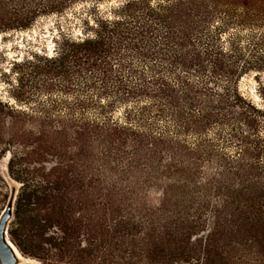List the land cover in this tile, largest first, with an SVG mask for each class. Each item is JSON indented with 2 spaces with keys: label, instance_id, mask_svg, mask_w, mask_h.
Here are the masks:
<instances>
[{
  "label": "trees",
  "instance_id": "trees-1",
  "mask_svg": "<svg viewBox=\"0 0 264 264\" xmlns=\"http://www.w3.org/2000/svg\"><path fill=\"white\" fill-rule=\"evenodd\" d=\"M107 0H0V32ZM17 63L1 162L28 264H264V0H126ZM264 104V82L259 85ZM45 95V100L42 96Z\"/></svg>",
  "mask_w": 264,
  "mask_h": 264
},
{
  "label": "rangeland",
  "instance_id": "rangeland-1",
  "mask_svg": "<svg viewBox=\"0 0 264 264\" xmlns=\"http://www.w3.org/2000/svg\"><path fill=\"white\" fill-rule=\"evenodd\" d=\"M125 1L107 0L101 3H79L62 14L42 15L30 29L0 32V99L19 108L21 106L26 108V106L17 104L12 97V89L17 80L14 65L36 60V57L50 58L56 56L64 35H68L73 39H80L90 33L86 23L87 21H90L91 24L94 23V18H92L94 8H99L101 13L109 15L111 9L123 4ZM257 75L251 74L243 79L241 90L257 104L264 106L258 93L260 83L264 82V74L259 75L258 78ZM42 98L45 100V95ZM9 159L10 156L8 155L1 162V175L5 184L2 185L0 192V219L8 208L13 191L17 190L19 195L22 187L9 174ZM15 211L16 203L8 233L15 222Z\"/></svg>",
  "mask_w": 264,
  "mask_h": 264
},
{
  "label": "water",
  "instance_id": "water-1",
  "mask_svg": "<svg viewBox=\"0 0 264 264\" xmlns=\"http://www.w3.org/2000/svg\"><path fill=\"white\" fill-rule=\"evenodd\" d=\"M17 190L13 191L8 208L0 219V263L19 264L14 244L9 239V223L13 217V210L17 201ZM17 251V250H16Z\"/></svg>",
  "mask_w": 264,
  "mask_h": 264
},
{
  "label": "bare ground",
  "instance_id": "bare-ground-1",
  "mask_svg": "<svg viewBox=\"0 0 264 264\" xmlns=\"http://www.w3.org/2000/svg\"><path fill=\"white\" fill-rule=\"evenodd\" d=\"M4 159H5V158H4ZM9 161H10V160H9ZM18 190H20V189H18ZM14 246H15V245H14ZM16 250H17V251H16ZM15 252H16V255H17V259H18L19 264H28V263L32 262V261L26 259L25 257H23V256L21 255V253L19 252L18 249H15Z\"/></svg>",
  "mask_w": 264,
  "mask_h": 264
}]
</instances>
